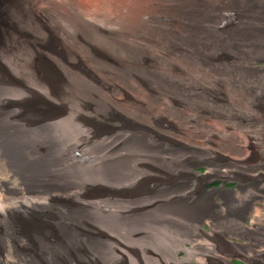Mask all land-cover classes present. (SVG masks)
I'll use <instances>...</instances> for the list:
<instances>
[{"label":"bare ground","instance_id":"1","mask_svg":"<svg viewBox=\"0 0 264 264\" xmlns=\"http://www.w3.org/2000/svg\"><path fill=\"white\" fill-rule=\"evenodd\" d=\"M165 1L0 0V264L11 250L22 264L25 251L38 264H168L175 238L203 264H231L264 247V219L243 224L263 198L248 182L264 167V0ZM208 153L203 179L239 183L238 196L211 193L222 205L189 185Z\"/></svg>","mask_w":264,"mask_h":264},{"label":"rangeland","instance_id":"2","mask_svg":"<svg viewBox=\"0 0 264 264\" xmlns=\"http://www.w3.org/2000/svg\"><path fill=\"white\" fill-rule=\"evenodd\" d=\"M1 1H3V0H1ZM161 3H166V4H168V3H171V2H168V1H165V0H159ZM174 1V0H173ZM225 1H230V0H225ZM114 2V1H113ZM132 7V6H131ZM30 9H31V11H33V10H36L37 12H39V14L41 15V14H43V11H42V8L39 6V5H35V4H32L31 6H30ZM258 60H260V59H258ZM258 60H256V62L255 63H253V65H254V67L257 69L258 68V70L259 69H261V68H263L262 66H260L258 63H257V61ZM118 96H121V95H118ZM239 134V136H240V138H241V140L243 141L242 143H244V137H245V135L241 132V133H238ZM240 134H242V136L240 135ZM238 136V137H239ZM95 143H93L92 144V146H96V145H94ZM97 145H99V144H97ZM244 145V144H243ZM224 155H226V154H224ZM207 156V157H206ZM205 157H204V160H202L200 157L199 158H196L195 157V161H194V163H193V167H191V169H190V171L192 172V173H195V174H193L195 177H198V181H193V182H190L189 183V185H191V186H193L194 188H196V189H199V187H201V196H206V195H208V194H210V196L212 197V198H214V200L215 201H217L218 203H219V205H222L224 202H223V200L219 197V194H216L215 196L214 195H211V193L213 194L214 192L213 191H220V190H223V191H226L227 192V194H229L230 195V197H235V196H238V194H239V189H238V187H239V183L237 182V181H233V179H228V180H224L223 178L221 179V178H216V179H209V178H205V179H203V177H205V176H207V174H209V167H208V165L206 164V160L208 159V160H212V161H215V160H217L211 153H208V155H206ZM236 155H230V160L232 159V158H238V157H241V156H243V155H241V156H236ZM57 157H59L58 155H57ZM194 157V156H193ZM214 157V158H213ZM249 157H251L253 160H255V159H260V155L259 154H256V155H254L253 153H251V152H249ZM242 158V157H241ZM60 159V158H59ZM180 160H182V161H185V159H183V158H179V162L181 163V161ZM208 160H207V163L208 164H210V162H208ZM193 162V161H192ZM190 166H191V164H190ZM252 172L249 174L250 176H251V178L249 179V182H248V186L249 187H255L256 185H257V180H258V182H260V184H262L263 186H262V189H261V191H260V196L262 195V199L260 200V201H258V199H253L252 200V202H253V204H252V207H249L248 208V218H246L245 219V223H243V224H245V226H249V228L251 227V229L253 230V228H254V225H252V224H254V215H259V217H261V219H264V167H263V169H260V170H258V171H253V170H251ZM232 180V181H231ZM134 181V180H133ZM132 181H129V182H126L125 183V187L127 186H130V185H132V184H129V183H131ZM181 189V187H178V189L177 190H180ZM133 190V189H132ZM139 191V190H138ZM173 191V190H172ZM137 192V191H136ZM174 192L175 193H177L178 191H175V189H174ZM180 192H182V191H179L178 193H180ZM184 192H188V190L187 191H184ZM263 192V193H262ZM138 193L139 192H137V193H135L132 197H133V199L138 195ZM165 192H163L162 193V195L164 194ZM232 193H234V194H232ZM169 194H173V192H171V191H168V195ZM129 195V194H128ZM155 195H156V193H155ZM155 195H153V196H151V197H146V198H148V201H143V202H145V203H151L152 201H156L157 199H158V196H156V197H154ZM120 196V195H119ZM153 197H154V199H153ZM174 197H181V195H177V194H175L174 195ZM164 199H167L166 197L164 198ZM117 200V201H116ZM124 200H126L125 199V197L124 196H122L121 195V197L120 198H115V202L119 205V206H124V202H128V200H126V201H124ZM149 200H151L150 202H149ZM257 200V201H256ZM130 201V200H129ZM67 202V201H66ZM135 204V203H134ZM134 204H132L131 206H133ZM217 204V203H216ZM126 205V204H125ZM218 205V204H217ZM56 207V209H58L59 211H60V213L61 214H63V212H64V208L63 207H61V206H59V205H55ZM77 208H78V206H77ZM68 210L70 211H76L77 212V210H76V208H75V206H70V207H68ZM93 209H91V210H89L88 212H90V211H92ZM221 209H216V213H218V215L216 216V217H218L219 215H223V211L221 210ZM224 210V209H223ZM254 211V212H253ZM256 211V212H255ZM79 212H86L84 209H80L79 210ZM252 212V213H251ZM250 213V214H249ZM257 213V214H256ZM115 215H118L117 216V218H115V220L117 221V222H120L122 219H124L122 216H121V213L119 212L118 214H116L115 213ZM262 215V216H261ZM74 216V215H73ZM76 216H78V215H75L74 217L76 218ZM93 217H95L94 218V220H96L97 221V215H92ZM141 216H143V215H141ZM141 216H139V215H135V216H132V217H129L128 219H131V220H133L134 222H136V224H138L139 225V227H142V228H140V229H144L145 231H143V235H146L147 234V229H146V226L144 225V223L146 222H143L144 221V219H141ZM119 217V218H118ZM136 217V218H135ZM99 218V217H98ZM125 220V219H124ZM139 220V221H138ZM64 222V221H63ZM98 222V221H97ZM138 222V223H137ZM47 223H52V222H47ZM67 226L68 225H70V223L69 222H67V221H65L64 222ZM68 223V224H67ZM92 223L93 224H95L96 226L98 225L97 223H95V222H93L92 221ZM154 223V222H153ZM202 223V225H201V229H204V233H210L211 234V225H210V223H211V221L210 222H208V223H206V222H201ZM101 225V224H100ZM137 225V226H138ZM99 226V225H98ZM101 226H103V227H101ZM100 227L102 228V229H104V230H106V231H110L111 232V235H113L114 237H116V238H118V239H120V240H123V241H129L130 240V238H128V239H124L123 238V236L121 237V236H119V235H116V234H114L113 232H112V230H111V228H109V227H107V226H104V225H101ZM145 228H144V227ZM11 228L13 227V228H15V225L14 224H12L11 226H10ZM105 227H107V228H105ZM31 228V226H29L28 225V227L27 228H25V230L24 231H26V230H28V229H30ZM169 227H162V228H160V229H158V230H162L165 234H167V235H174V232L173 231H171V229L169 228ZM19 229L18 228H15V232L16 231H18ZM173 232V233H172ZM88 239V236H82V240L84 241V240H87ZM175 241H177V244L178 245H180V248L175 252V254L172 256L173 258H171L170 260L168 259V264H203V260H205V262H207L208 260L207 259H201L202 257H199L198 255H196L195 256V254L194 253H196V254H201V252H199V251H195V250H193V244L191 243V242H189V241H181L179 238H175L174 239ZM226 241H228V242H230V243H232V244H242L243 246H246L247 244H248V242H246L245 240H242L240 237L238 238L237 236H231V237H228L227 239H226ZM88 242H91V244L92 243H101V244H104V245H107L106 243H104V242H102V241H98V240H94V239H88ZM135 242L137 243V244H139V241L138 240H136L135 239ZM199 242H202L201 240L199 241ZM205 243V245L207 244L206 242H204ZM108 246V245H107ZM0 247L2 248V252L4 253V254H7L6 253V249H5V247H2L1 245H0ZM109 247V251H110V253H112V248H110V246H108ZM138 247V246H137ZM201 248V247H200ZM199 248V249H200ZM212 247H209V249H211ZM239 248V247H238ZM245 248V247H244ZM11 250V249H10ZM22 251V250H21ZM248 251H250L249 252V254H248V258L246 259V263L248 262L249 263V260L248 259H254V260H258L259 261V264H264V247H261V246H259V247H255V248H253L252 250H248ZM45 253V252H44ZM238 253L239 254H241V249L239 248V251H238ZM9 254H10V252H9ZM14 254V250H11V255H12V259L15 261V262H13V263H11V264H22L21 262H19V260H18V258H17V256H14L13 255ZM113 254V253H112ZM2 256V255H1ZM21 257H25V260L26 261H28V262H30L31 264H38L37 262V258H36V256H34L33 257V255H29L28 254V251H25V254H23V255H21ZM23 258H22V260H23ZM45 258H46V261L47 262H49V263H51L52 261H51V259L49 258V254H46L45 253ZM91 259H93L94 261H96L94 258H92L91 257ZM200 262V263H199ZM53 263V262H52ZM62 264H71L72 263V261L70 260V258H66L65 259V261L64 262H61ZM230 263L231 264H244V261H242L240 258H232L231 260H230Z\"/></svg>","mask_w":264,"mask_h":264}]
</instances>
